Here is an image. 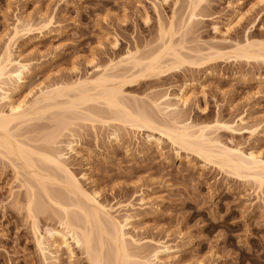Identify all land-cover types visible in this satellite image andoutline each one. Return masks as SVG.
I'll list each match as a JSON object with an SVG mask.
<instances>
[{
  "label": "rangeland",
  "instance_id": "rangeland-1",
  "mask_svg": "<svg viewBox=\"0 0 264 264\" xmlns=\"http://www.w3.org/2000/svg\"><path fill=\"white\" fill-rule=\"evenodd\" d=\"M191 1L0 0V68L9 46L11 58L26 64L21 79H0V109L8 112L9 103L32 101L41 90L93 79L107 69L122 76L116 84L125 100L145 107L160 122L172 123L178 116L193 124L226 123L229 127L215 128L212 136L264 159V61L205 59L212 48L264 40V0ZM18 19L30 26L19 23L25 30L14 35L15 41ZM171 25L186 61L157 75L132 77V64L125 59L158 52L167 39L161 29ZM182 90L187 104L175 116L161 113L159 98L169 94L175 102ZM5 94L9 97L2 99ZM60 112L19 121L14 130L35 148L68 152L67 143L78 142L77 152L67 153V164L101 203L134 204L118 217H132L131 235L145 251L161 243L171 247L160 264H264V184L221 169L164 137L158 141L157 130L112 120L111 109L99 103L67 112L71 125L55 135ZM90 112L101 118L92 121ZM21 166L0 156V264H88L79 247L70 257L64 244L53 245L48 230L61 229L60 211ZM29 185L37 192L36 213L29 211ZM37 234L46 241L44 251Z\"/></svg>",
  "mask_w": 264,
  "mask_h": 264
},
{
  "label": "bare ground",
  "instance_id": "bare-ground-1",
  "mask_svg": "<svg viewBox=\"0 0 264 264\" xmlns=\"http://www.w3.org/2000/svg\"><path fill=\"white\" fill-rule=\"evenodd\" d=\"M193 1L191 2L195 3ZM195 9L194 6L191 10L192 17L195 15ZM18 20V24L14 26L15 28L13 27L15 33H13V37L14 35L19 36V33L21 34L25 27L29 25L24 22L21 23L20 19ZM19 23L24 24L25 27L21 25L24 27L21 28ZM22 29L24 30L22 31ZM161 31L167 39L158 52L139 59L136 58L137 56L133 58L134 55L131 58L128 53L127 58L124 56L125 60L132 64L130 71L128 70L131 72L132 77L141 78L157 75L164 67L179 66L186 61L181 50L173 42V36L175 35L173 25L167 30L162 28ZM13 37H10V39L12 40ZM14 39L16 41L15 37ZM13 40L12 44L15 42ZM9 48L5 51L6 53L4 52L5 55L2 58L5 65L3 64L4 67L0 68V79L5 76L8 81H16L23 77V68L26 67V64L13 60L11 58L12 53H10L11 47L9 46ZM225 49L226 47L224 50L217 47L212 48L205 59L211 62L224 60L225 57L248 62L251 60L264 61V40H250L248 38L244 44L236 43L231 48ZM123 61L124 59L121 62ZM13 66H16V68L11 69ZM121 78L122 76L120 77L118 74H108L106 69L93 79H84L73 84L41 90L40 94L32 101L9 103L10 110L8 112L0 109V154L18 160L23 170L37 183L38 187H36L41 191L39 193H43L49 203H52L56 207L55 209L60 211L57 216L60 219L61 229H51L48 232L53 239V245L62 247L64 244L70 257H73L74 247L76 246L86 254L88 264H160L161 254L170 251L171 247L163 243L159 244V242V245L153 250L145 251L144 247L141 248L140 246L141 241L131 235L132 217L130 215L122 219L118 217V214L120 215L122 211H129L131 207L134 208V204L128 202L127 204L114 206L101 203L98 200L97 192L89 193L85 190L81 179L67 164V153L77 152L76 145L78 142L70 140L67 143L68 152L48 147H45L46 149L43 147H41L43 149L35 148L29 144L30 139L23 140V137H18L14 130L16 123L32 118H40L49 111L59 110L61 114L57 119L58 125L54 126L52 131L53 134L59 136L71 125V119L69 122L71 116H67V112L80 110L81 107L83 108L90 103H99L111 109L114 113L112 120L129 124L136 129L157 130L160 133V138H157L158 141L164 137L179 148L194 152L205 161L217 164L221 169L224 168V170H228L236 176L254 180L260 187L264 184V159L254 151L245 152L239 147H229L212 136L215 128L229 127L226 123L216 121L214 123L193 124L188 121L184 122L182 119L178 121L176 119L178 116L172 118V123L160 122L155 115H151L146 109L144 110L145 107H142L143 109L140 108L141 106L135 107L132 103L130 104L131 101L128 103L125 100L122 87L120 84H116ZM0 88L2 87L0 86ZM175 96V102H171L169 94L165 97L162 96L163 100L161 97L159 98L157 105L165 116H175L178 107L187 104L188 98L184 90ZM8 97V94H5L2 99ZM89 116L92 121H95V118H101L98 113L94 112H90ZM58 129L61 133L58 132ZM55 135H52V143L56 144L57 140L54 137L57 136ZM49 138L51 139V137ZM49 138L48 140L51 142L52 139ZM54 140L56 141L54 142ZM31 142L33 141L31 140ZM82 177H85V174ZM29 190H31L29 211L36 213L37 211L34 212L33 209H37V207H34L36 205L34 202L38 198L37 192L32 186ZM144 201L145 198L142 197L141 202ZM34 228L36 231L39 230L37 221H34ZM45 243L43 235H38L37 244L40 247L39 249L44 251Z\"/></svg>",
  "mask_w": 264,
  "mask_h": 264
}]
</instances>
